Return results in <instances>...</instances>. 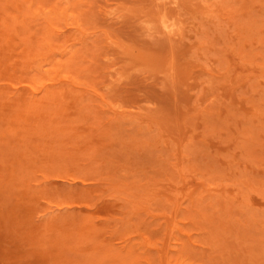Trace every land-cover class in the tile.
Wrapping results in <instances>:
<instances>
[{
    "label": "rangeland",
    "instance_id": "1",
    "mask_svg": "<svg viewBox=\"0 0 264 264\" xmlns=\"http://www.w3.org/2000/svg\"><path fill=\"white\" fill-rule=\"evenodd\" d=\"M0 264H264V0H0Z\"/></svg>",
    "mask_w": 264,
    "mask_h": 264
},
{
    "label": "bare ground",
    "instance_id": "2",
    "mask_svg": "<svg viewBox=\"0 0 264 264\" xmlns=\"http://www.w3.org/2000/svg\"><path fill=\"white\" fill-rule=\"evenodd\" d=\"M1 1H2V0H1ZM1 43H2V42H1ZM10 47H11V46H10ZM9 49H10V48H9ZM9 49H8V51H10V50H11V49H10V50H9ZM11 52H12V51H11ZM10 56L12 57V55H10ZM10 56H9V57H10ZM11 57L9 58V61H11V60H12V58H11ZM7 60H8V59H7ZM24 201H25V200H24ZM24 204H29V202L25 201V203H24ZM16 225H17V223L15 224V226H16ZM26 226H28V224H26ZM17 228H18V225H17ZM14 229H15V227H14ZM42 255H44V254H42Z\"/></svg>",
    "mask_w": 264,
    "mask_h": 264
}]
</instances>
